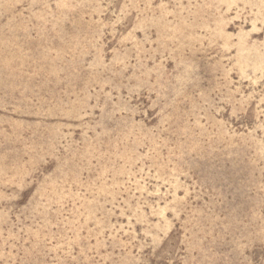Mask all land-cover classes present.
Returning <instances> with one entry per match:
<instances>
[{
    "label": "rangeland",
    "instance_id": "obj_1",
    "mask_svg": "<svg viewBox=\"0 0 264 264\" xmlns=\"http://www.w3.org/2000/svg\"><path fill=\"white\" fill-rule=\"evenodd\" d=\"M0 264H264V0H0Z\"/></svg>",
    "mask_w": 264,
    "mask_h": 264
}]
</instances>
